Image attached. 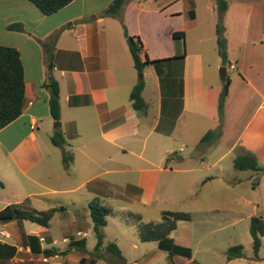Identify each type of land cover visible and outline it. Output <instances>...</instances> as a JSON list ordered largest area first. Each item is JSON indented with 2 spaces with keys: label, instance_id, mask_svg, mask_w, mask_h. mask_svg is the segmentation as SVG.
Here are the masks:
<instances>
[{
  "label": "crops",
  "instance_id": "crops-1",
  "mask_svg": "<svg viewBox=\"0 0 264 264\" xmlns=\"http://www.w3.org/2000/svg\"><path fill=\"white\" fill-rule=\"evenodd\" d=\"M113 1L74 0L57 13L44 15L29 1L0 0V45L16 48L20 52L25 73L23 113L15 122L0 130V150L4 152V155L11 159L23 175L26 172L21 168L19 162L27 161L31 153L39 156V162L45 161V154L39 143L38 134L42 130L50 133L52 131L51 120L55 121L50 114V94L44 88L49 76L52 75L59 83L61 105V126L55 123L54 131L56 133L63 126H67V136L65 137L66 134L62 133L65 144L80 137L78 132L80 123L98 126L99 137L105 143L108 159L111 158L108 146H119L129 152L120 142L123 143L125 140L132 146L135 143L141 144L138 146V153L134 154L144 164L136 171L144 173L148 177L153 175L154 181L150 182L152 186L127 183L125 193L135 196L142 204H149L153 200L154 187H160L158 178L160 179L161 176H158L159 173L178 174L189 184L192 192L197 190L196 192L199 193L205 190L208 195H222L227 189L236 190L245 183L253 190L264 188L262 172L238 171L251 172L252 174L245 176L244 179L237 177L238 174L226 179L224 170L220 166L227 158H232L234 166L235 157L245 152L255 154L260 164L264 162V94L262 93L264 79L258 81V86L253 88L257 95L263 97V101L255 109L245 126L241 124L243 115L238 114V118H236L231 116L227 110L232 83L230 84L229 95L225 103L224 122L221 125L218 102L225 80L222 79V82H218L214 77L209 79L205 73V67L217 64L216 58L210 56V47L204 45L206 31L208 39L210 40L212 37V23L205 19V32H198V38L192 43L189 42L188 31L200 28L198 6L201 2L199 0H131L124 5L120 17L103 15L104 10ZM225 1L227 10L222 14L218 8V16L225 28L227 61L231 62L230 66L233 68L232 63L234 61L237 63L240 60L237 52L249 48V45L245 43L247 36L259 35L257 37L259 43L252 42L251 39L253 44L250 45L264 49V0ZM213 2L215 6L218 4V0H209V5L206 2L205 7L210 11L209 15L215 17L217 12ZM156 14L163 15L165 18L180 17L186 25H189V28L183 29L184 31L178 29L165 31L169 42L163 43L164 39L161 40V38L164 36H162L161 28L151 25V30L146 29V16ZM213 24H215L214 27H217V20H214ZM14 25H21L22 29H12L11 26ZM124 25L129 35L139 38L143 43L145 53L142 55V60L144 62L147 59L150 61L172 59L149 65V67H153L157 75L154 78L156 83L153 94L157 97L158 102L156 123L151 126L152 128L147 134L142 131L144 129L142 119H149L151 116L150 106L145 98L149 86L145 81L146 85L142 96L147 104V112L145 115H140L133 109L130 95L140 78H144V76L140 75L138 78L134 74L137 70L129 50ZM175 32H184L185 34L183 52L177 53L176 51ZM55 37L56 43L52 53L54 68L49 71L50 54L47 45ZM217 50L218 47L216 52ZM240 57L243 58V55ZM121 92L127 97H122ZM118 97H122L124 101L120 102ZM177 98L181 100L179 109L176 104ZM64 110L70 112L71 117L67 120L64 119ZM238 111L241 112V110ZM182 118L186 121L183 126L184 133L180 128ZM19 124L25 126L26 132L13 144L14 138L10 140V135L13 134V127H17ZM229 130H237V137L231 143L227 142ZM210 131H220V138L202 142L203 137ZM7 132L8 136L4 139L3 135H6ZM195 132H198V140L191 146L194 148L193 151L187 150L190 147L188 138ZM152 133L161 137H172L176 141L174 146H166L157 160L154 157L145 156L147 142ZM52 136L53 132L50 139ZM91 142L90 140L89 143ZM204 148L208 149V153H212L211 156L190 154V152H201ZM48 154H50L49 151ZM190 160L193 161L190 162ZM33 168L34 166L31 165L27 167V170L31 171ZM256 179H260V183L256 188H253L252 184ZM31 180L35 182L33 179ZM119 196L121 197V195ZM233 201L241 207L238 217L233 220H226L220 214L212 215L209 218L204 216L195 219L189 213L192 216V221H182L177 224L170 239L174 245L190 250V256L171 254L170 251L161 249L159 242L156 241L142 242L137 233L130 234L133 237L129 239L123 238L124 235L120 233L115 236L113 242H108L115 243L119 247L122 259H118L104 250L95 254L93 252L97 245V237L94 247L88 248L87 234L84 231L88 224L73 218L66 224V231L62 232L61 240L65 247L58 248L59 240L50 234L49 228L55 214L66 211L65 207L60 206L53 208L57 211L47 226L40 225V228L29 232L20 231V244L17 242L10 244L17 247V253L13 259L4 264H50L59 256H62L64 261L57 264H99L100 261H104L106 264H243L245 263L244 257L230 261L225 259L226 252L230 247L240 244L235 243V240L241 242L240 240L243 238L251 237L253 245L249 228L250 221L252 217L262 215H258L259 206L249 197L234 198ZM220 207L222 206L215 205L207 212L220 213ZM242 208L246 210L242 211ZM14 222L20 227L24 221H13L6 224L11 225ZM125 223L126 226L130 225L129 222ZM244 223L247 231L242 234ZM135 229L138 230L136 227ZM229 229H234V231ZM30 235L39 238L43 250L54 249L58 251V255L45 257L43 254H33L27 245V236ZM104 236L106 237V233ZM105 237L104 242L108 244ZM73 240L84 241L86 249L78 248L67 252L68 245ZM65 251L66 253L62 255V252ZM21 252L25 254L24 257L27 258L28 263H25V259L21 257ZM129 252L136 253L137 259L134 263H128ZM205 253L206 255H204ZM201 254L204 256L199 259ZM256 261H261V259H252L246 264ZM0 264H2L1 261Z\"/></svg>",
  "mask_w": 264,
  "mask_h": 264
},
{
  "label": "rangeland",
  "instance_id": "rangeland-1",
  "mask_svg": "<svg viewBox=\"0 0 264 264\" xmlns=\"http://www.w3.org/2000/svg\"><path fill=\"white\" fill-rule=\"evenodd\" d=\"M199 1L201 2L198 6L200 28L188 31L189 42L192 43L198 38V32H205L204 29L206 28L204 27V21L205 19H208L210 23H212L211 30H213V33L209 40L206 31L204 45L205 47H210V56L211 58H216L217 64L216 66L205 67L206 76L209 79L214 77L218 82H222V70H227V76L232 83L230 87V103L228 104L227 110L231 116L236 118H238V114L243 115L241 117V124L245 126L248 123L249 118L255 112V109L263 101V97L257 95L253 88L258 86V81L262 78L264 79V49L250 45L253 44L252 42L254 41L258 42L257 37H259V35L247 36L245 43L249 45V48L242 52H237L240 60L237 63L234 61L232 63L234 69L231 68V62L223 61L218 50L216 52L218 47V35L216 34L217 27H214L215 24L213 23L214 20H217L218 24L221 23L218 16V4L215 6V3L213 2L215 6L214 9L217 12V15L214 17L209 15L210 11L205 7L206 2L208 3L209 0ZM209 3L207 5H209ZM146 19V29L151 30V25L162 29V36L164 37H162L161 40L164 39L163 43L169 42L167 40L169 39L168 36H165V31L171 29L184 31L183 29L189 28V25H186L180 17L165 18L163 15L156 14L147 15ZM245 36L246 34L244 37ZM183 41L184 40L175 41L177 53L184 51ZM240 55H243V58L240 57ZM134 74L137 75L138 78L141 75L137 72ZM142 75L149 86L145 93V98L150 106L151 116L149 119H142L144 127L142 131L147 134L152 128L151 126L154 125L157 120L158 101L157 97L153 94L155 90L154 85L156 83L154 78H156L157 75L153 67H149V65L146 66L145 72ZM262 93L264 94V90H262ZM121 96L125 97V94L121 92ZM122 97H118L120 98V102L124 101ZM176 104L177 109H179L181 107L180 98H177ZM238 110H241V112ZM63 113L64 119L67 120L71 117L69 111L64 110ZM181 121L180 128L184 133L185 128L183 126L186 121L184 118H182ZM51 122L52 131H50V133L46 130H42L38 134L39 143L42 145V150L45 154V161L39 162V156L31 153L27 161L19 162L21 168L26 172V177L20 173L11 159L6 157L4 152L0 150V211L4 210L9 205H18L22 210H36L39 212H46L60 206L65 207L66 211L56 213L55 217L50 222L49 231L52 236L59 240V244L57 245L58 248L63 249L65 247V244H63L61 240L62 232L66 231V224L72 218L79 219L88 224V226L84 228V231H86L87 234V245L88 248L94 247L96 236L90 217V205L95 200H99L101 205L113 208L116 213L114 216L108 218V226L104 230V233H106V243L113 242L115 236H118L120 233L124 235L123 238L125 237L127 239L133 237L130 234L137 233L138 236V230L136 231L135 227L139 229L141 224L161 222L162 214L165 211L191 213L195 219H200L204 216L209 218L212 215L220 214V216H223L226 220H233L238 217V212L241 211V207L237 206L233 199H240V197H249L259 206L258 215L264 217L263 187L253 190L245 183L236 190L231 188L227 189L222 195H208L205 190L199 193L196 192L197 190L192 192L189 184L186 183L183 178L181 179L178 174L172 175L170 173H159L158 176H161L160 179L158 178V180H160V187L155 188L153 186L154 191L153 188H151L154 192L153 200H151L149 204H142L135 196L125 193L127 183L152 186L150 184L154 181V179H152L153 175L148 177L146 174L136 171L138 167H141V165L144 164L134 154L138 153L137 149L139 148L138 146H141L140 143H135L132 146L125 140H123V143L120 142V144L127 148V151L129 152H126V150L124 151L119 146H108V152L111 157L108 159L107 152H105V143L102 138L99 137L100 130L98 126L96 124L89 126V124L80 123L78 128L80 137L75 141H68V143L62 148H59L52 144L50 135L52 132L53 135L55 133V123H60L61 121L56 122L51 120ZM60 131L65 135L68 131L67 126H63ZM236 131L229 130L227 142L231 143L236 139ZM12 132L13 134L11 135L9 133L10 140L11 138H14L12 141L13 144H15V142L25 134V126L19 124L17 127H13ZM197 133L198 132H195L193 135L190 134V137L188 138V144L190 147L187 150L193 151L194 148L191 146L198 140ZM7 134L8 132L6 135H3L4 139L8 136ZM90 140L92 141L91 143H89ZM174 144H176L174 138L161 137L156 133H152L147 142L145 156L154 157L157 160V158L162 155V150H164L166 146H174ZM48 151L50 154H48ZM207 151L208 149L205 150L204 148L201 152H190V154L195 156H211L212 153H208ZM63 154L68 156L72 155L68 166L63 161ZM15 158L18 159L17 157ZM192 161L193 160H190V162ZM31 165H33L34 168L31 171L27 170V167H30ZM260 165L264 168V162ZM220 166L224 170L226 179L235 177L236 174H238L237 177L244 179L245 176L252 174L251 172L243 173L236 171L233 166L232 158L225 159ZM262 174L264 175V171ZM119 195H121V197ZM215 205L222 206L220 207V213H208L207 210L212 209ZM245 210L246 209L242 208V211ZM129 213L140 217L141 222L129 218ZM124 221L129 222L130 225L126 226ZM123 226L125 227L121 228ZM243 227L244 228L241 230L242 234L247 231L245 223ZM38 228H40L39 224L29 220L22 222L20 227L16 225L15 222L11 225L0 223V242L8 244H16L17 242L20 244L21 230L29 232ZM229 230L234 231V229ZM3 231H5L9 237L2 236L1 232ZM235 241V243H240L239 245L243 246L245 263H242L246 264L247 261H252L254 251L251 237H247L246 239L243 238L240 240L241 242H237V240ZM20 255L25 259V263H28L27 258L24 257L25 254L21 252ZM204 255H206V253ZM204 255L201 254L198 258L202 259ZM220 255L224 256L223 254ZM129 256L130 259L128 260V263H134L137 259L136 253L129 252ZM259 257L261 261H256L251 264H264V240L263 246L259 252ZM63 261L64 258L59 256L57 260L52 261L50 264H57L58 262ZM99 264L106 263L100 261Z\"/></svg>",
  "mask_w": 264,
  "mask_h": 264
},
{
  "label": "trees",
  "instance_id": "trees-1",
  "mask_svg": "<svg viewBox=\"0 0 264 264\" xmlns=\"http://www.w3.org/2000/svg\"><path fill=\"white\" fill-rule=\"evenodd\" d=\"M34 4L44 15H52L63 9L74 0H26ZM131 0H114L111 5L104 10L103 15L120 17L123 7ZM220 12L223 14L227 10V2L225 0H218ZM12 29L21 30V25L11 26ZM125 36L129 50L134 60L135 68L138 74L142 75L144 69L148 65H155L160 62L170 61L166 59L162 61L142 60L144 52L143 43L137 37L131 36L124 25ZM225 28L222 24L217 25L218 35V52L227 61V41L224 37ZM184 32H175V40H184ZM56 37L47 45L49 51V71L53 70L52 53L55 47ZM178 59V58H174ZM231 81L227 77L224 82L223 90L219 97L218 114L221 125L224 122L225 103L229 95V87ZM145 79L140 78L138 84L133 88L130 99L133 109L140 115H145L147 112V104L143 99L142 93L145 89ZM44 88L50 94L49 107L52 118L58 122L61 119V105H60V87L58 81L52 76H49ZM25 105V73L24 66L21 59L20 52L16 48L5 47L0 45V130L4 129L11 123L15 122L23 113ZM221 136L220 131H210L202 139V142H209L214 139H219ZM53 145L62 148L65 145V139L60 131H57L51 138ZM71 156L63 154V161L67 164ZM234 168L237 171H251L263 172L264 168L261 167L258 158L251 152L238 154L234 159ZM260 183V179H256L252 187L256 188ZM57 209H51L46 212H39L36 210L27 211L19 208L18 205H9L4 210L0 211V223H10L13 221H32L41 226H47L49 221L54 216ZM91 219L94 225L95 234L97 237V245L93 253H98L102 250L111 254L112 256L122 259V253L115 243L105 244L104 242V228L107 225V219L115 215L113 208L101 205L99 200H95L90 205ZM129 218L136 219L141 222V218L129 213ZM128 219V218H127ZM182 221H192V216L186 212H169L165 211L162 214V221L157 223L141 224L138 229L139 238L142 242H159V246L163 250L170 251L171 254H186L191 255L190 250L178 247L173 244L170 239L171 233L176 229L177 224ZM250 234L253 238V260H259V252L263 246L264 240V217L254 216L250 221ZM31 252L35 255L43 254L45 257H52L58 255V251L54 249H42L39 238L35 236H27ZM86 249L84 241H71L68 245V250L72 249ZM17 253V247L8 243L0 242V261L2 264L8 263ZM62 252V255L65 254ZM243 246L237 245L230 247L226 252L228 261L233 259L243 258ZM84 261V260H83Z\"/></svg>",
  "mask_w": 264,
  "mask_h": 264
},
{
  "label": "water",
  "instance_id": "water-1",
  "mask_svg": "<svg viewBox=\"0 0 264 264\" xmlns=\"http://www.w3.org/2000/svg\"><path fill=\"white\" fill-rule=\"evenodd\" d=\"M222 79L223 80H225L226 79V77H227V70L226 69H223L222 70ZM58 124V126H61V123H57Z\"/></svg>",
  "mask_w": 264,
  "mask_h": 264
},
{
  "label": "built area",
  "instance_id": "built-area-1",
  "mask_svg": "<svg viewBox=\"0 0 264 264\" xmlns=\"http://www.w3.org/2000/svg\"><path fill=\"white\" fill-rule=\"evenodd\" d=\"M1 235L5 236V237H9V235L7 233H5V232H1Z\"/></svg>",
  "mask_w": 264,
  "mask_h": 264
}]
</instances>
